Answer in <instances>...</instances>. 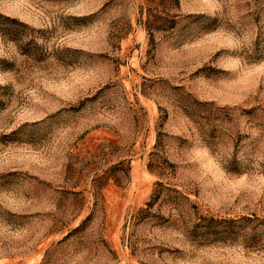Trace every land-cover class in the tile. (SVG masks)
Returning a JSON list of instances; mask_svg holds the SVG:
<instances>
[{"label":"rangeland","instance_id":"obj_1","mask_svg":"<svg viewBox=\"0 0 264 264\" xmlns=\"http://www.w3.org/2000/svg\"><path fill=\"white\" fill-rule=\"evenodd\" d=\"M0 264H264V0H0Z\"/></svg>","mask_w":264,"mask_h":264}]
</instances>
